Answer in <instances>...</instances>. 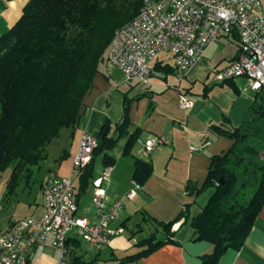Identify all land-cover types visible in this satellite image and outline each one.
I'll list each match as a JSON object with an SVG mask.
<instances>
[{
    "label": "crops",
    "instance_id": "0c3cea01",
    "mask_svg": "<svg viewBox=\"0 0 264 264\" xmlns=\"http://www.w3.org/2000/svg\"><path fill=\"white\" fill-rule=\"evenodd\" d=\"M28 0H0V35L8 31L21 17ZM237 36L223 35L210 44L202 62L195 63L189 74L177 82L174 74L166 75L154 70L155 62L172 66L169 52L151 62L152 75L147 86L126 81L123 72L105 62L95 76L92 88L87 92L80 109V118L73 130L64 128L47 147V158L35 168L29 183L22 181L16 193L7 195L9 173H0V230H7L23 218L41 217L44 212L45 182L51 173L61 177L78 176L73 173L72 158L79 149L83 132L96 135L109 119L120 122L124 115V95L130 101L132 126L142 130L131 155L113 156L109 183L104 185L107 204L123 202L118 219L113 225H122L124 231L114 236L105 248H96L79 238L73 230L67 238L73 246L70 253L61 257L50 246H35L29 252L26 264H202L201 256L210 253L213 246L206 241H194L191 225L206 204L212 189L189 193V182L201 188L206 179L211 156L222 154L231 148L233 140L208 130L211 124H219L226 117L230 127H239L251 117L253 106L261 102V96L250 89L244 77L220 80L218 74L239 53ZM181 94L193 105L182 108ZM259 99L258 103L257 100ZM264 125V119L262 120ZM162 139L153 152L146 154L144 142L151 137ZM125 143V140H123ZM123 143V144H124ZM125 145V144H124ZM124 148V147H123ZM65 155L63 158L61 156ZM152 163L153 173L143 185L136 188L132 198L125 197L135 188L133 169L135 160ZM106 167L101 158L95 162L94 178L84 195L78 197L77 216L97 221L99 215L93 204L95 186ZM185 212L186 217L172 226V238L178 244H166L136 261L122 262L127 256L141 250L137 244L156 233L163 238L158 222H169ZM245 244L239 250L229 249L218 264H264V204L259 212ZM160 236V237H159Z\"/></svg>",
    "mask_w": 264,
    "mask_h": 264
},
{
    "label": "trees",
    "instance_id": "16d2710c",
    "mask_svg": "<svg viewBox=\"0 0 264 264\" xmlns=\"http://www.w3.org/2000/svg\"><path fill=\"white\" fill-rule=\"evenodd\" d=\"M142 5L143 0H28L19 20L0 35V173L11 169L7 195H14L22 181L32 180L35 168L47 158V146L62 129L75 128L93 78L107 62L112 37ZM154 70L173 73L171 65L160 62H155ZM261 99L239 127H230L226 117L207 127L233 140V145L211 156L201 188L192 182L186 186L193 194L212 189L202 211L190 220L193 240L213 246L210 253L201 256L202 264H218L227 250L241 249L263 207V95ZM130 101L125 94L120 122L107 119L97 131L98 146L92 160L78 174L76 199L93 181L97 159L101 158L104 167H113L116 158L111 152L121 140H125L123 154H132L142 130H129ZM152 168V163L136 159L135 183L145 184ZM222 177L224 183H220ZM182 217H186L185 212L169 222L157 221L164 237L159 239L157 232L150 234L137 244L141 250L122 262L136 261L166 244H178L171 229Z\"/></svg>",
    "mask_w": 264,
    "mask_h": 264
},
{
    "label": "built area",
    "instance_id": "2783aa9c",
    "mask_svg": "<svg viewBox=\"0 0 264 264\" xmlns=\"http://www.w3.org/2000/svg\"><path fill=\"white\" fill-rule=\"evenodd\" d=\"M223 35L237 36L239 53L217 73L218 78L244 77L252 91L264 96V0H143L138 14L112 37L107 62L118 67L126 81L144 87L151 81V62L169 52L173 76L181 82L195 63L202 62L207 47ZM178 102L182 108L193 105L184 94ZM161 141L157 136L146 140V154H151ZM97 144L95 135L83 132L72 158L75 176L91 162ZM111 170V166L106 167L92 183L97 221L77 216L74 177L51 173L44 186L41 217L23 218L10 229L0 230V264H26L35 246H50L65 257L73 248L67 239L73 230L93 247L109 246L114 236L124 231L122 225L112 224L123 202L107 204L104 198ZM133 183L135 188L127 198H132L139 187Z\"/></svg>",
    "mask_w": 264,
    "mask_h": 264
},
{
    "label": "rangeland",
    "instance_id": "374dc122",
    "mask_svg": "<svg viewBox=\"0 0 264 264\" xmlns=\"http://www.w3.org/2000/svg\"><path fill=\"white\" fill-rule=\"evenodd\" d=\"M164 57V54H161L160 55V59H162ZM124 141L123 140H121L119 143H118V145H117V147L111 152V154H112V156H116V155H118V154H120V152L123 150V147H124ZM9 170V169H8ZM8 170H6V172L5 173H8ZM160 237V236H159Z\"/></svg>",
    "mask_w": 264,
    "mask_h": 264
},
{
    "label": "water",
    "instance_id": "95a60500",
    "mask_svg": "<svg viewBox=\"0 0 264 264\" xmlns=\"http://www.w3.org/2000/svg\"><path fill=\"white\" fill-rule=\"evenodd\" d=\"M220 183H224L223 177L219 179Z\"/></svg>",
    "mask_w": 264,
    "mask_h": 264
}]
</instances>
